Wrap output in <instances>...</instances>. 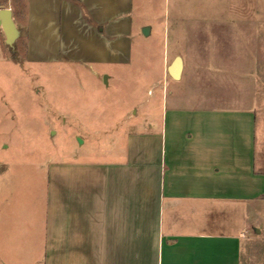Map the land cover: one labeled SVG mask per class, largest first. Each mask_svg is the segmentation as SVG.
I'll return each instance as SVG.
<instances>
[{"label": "crops", "instance_id": "crops-1", "mask_svg": "<svg viewBox=\"0 0 264 264\" xmlns=\"http://www.w3.org/2000/svg\"><path fill=\"white\" fill-rule=\"evenodd\" d=\"M5 1L0 8L12 9L39 61L83 63L98 76L94 65L130 60L133 42L147 36L141 29L152 27L142 17L157 14L156 0ZM247 1L244 13L231 14L230 59L216 52L214 62L246 64L254 82V68L264 64V0ZM173 61L162 63L163 98L166 78L182 80L184 62L174 79ZM168 94L161 123L130 131L125 155L55 161L44 188L25 196L31 191L10 190L16 218L0 239L16 248L33 241L28 258L17 249L15 264H257L256 242L264 259L262 230L250 231L264 215L258 101L190 106L169 103ZM25 203L32 218L24 227Z\"/></svg>", "mask_w": 264, "mask_h": 264}, {"label": "rangeland", "instance_id": "rangeland-1", "mask_svg": "<svg viewBox=\"0 0 264 264\" xmlns=\"http://www.w3.org/2000/svg\"><path fill=\"white\" fill-rule=\"evenodd\" d=\"M152 3L157 14L142 17L152 26L149 35L133 42L127 62L94 65L103 73L99 76L83 63L65 59L39 61L20 35L19 40L8 44L0 26L1 232L12 223L10 218H16L14 212L18 206L14 205L13 196L8 197L10 190L44 188L49 166L55 161L101 160L109 152L125 155L130 131L149 130L161 123V107L167 102V91L169 103L177 99L190 106H246L251 100L258 101L263 125L258 164L264 168V64L254 68L256 80L251 82L247 79L251 68L246 64L214 62L216 52L223 59H230L228 25L235 19L231 14L244 13L248 1L156 0ZM1 4L7 2L0 0ZM218 41L222 44L215 48ZM201 56L211 63H199ZM177 57L184 62L182 80L166 78L163 98V60L168 58L171 62ZM105 75H109L108 82ZM251 83L258 89H252ZM20 208L26 212L19 216L20 222H24L20 226L25 227V221L32 218L31 210L27 211L32 206L25 203ZM255 226L251 233L261 229L264 242V215ZM15 242L0 239V264L16 263L19 255L16 257L15 252L24 243L16 248ZM7 243L10 247L4 245ZM27 243L23 249L24 257L28 258L33 241L29 239ZM253 250L258 255L256 263L264 264L261 243L256 242Z\"/></svg>", "mask_w": 264, "mask_h": 264}, {"label": "water", "instance_id": "water-1", "mask_svg": "<svg viewBox=\"0 0 264 264\" xmlns=\"http://www.w3.org/2000/svg\"><path fill=\"white\" fill-rule=\"evenodd\" d=\"M0 26L4 29L6 34L7 43L12 45L20 35L19 28L17 27L15 20L13 18V11L11 8H0ZM150 27H143V34L149 35ZM183 69V60L180 57L174 59V61L168 67V72L174 79H179L181 77V72ZM105 82H108V76H104ZM79 139L82 141L81 137Z\"/></svg>", "mask_w": 264, "mask_h": 264}]
</instances>
